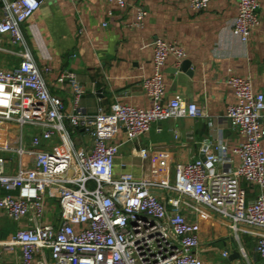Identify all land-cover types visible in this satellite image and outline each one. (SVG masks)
<instances>
[{"label":"built area","instance_id":"obj_1","mask_svg":"<svg viewBox=\"0 0 264 264\" xmlns=\"http://www.w3.org/2000/svg\"><path fill=\"white\" fill-rule=\"evenodd\" d=\"M0 1V35L9 34L21 46L20 63L0 67V209L31 224L0 241V251L20 248L21 264H204L196 255L201 225L188 218L190 211L218 214L238 238L242 232L257 236L256 250L264 259V90L256 92L250 77L228 78L236 102L224 120L245 137L233 150L238 166L219 141L215 149L203 147L205 160L177 164L174 174L166 158L152 163L149 179L116 174L121 145L115 140L122 127L136 141L155 123L205 116L195 102L166 98L165 66L173 57L180 68L185 48L176 40L153 42V73L142 78L151 107L115 101L109 112L89 115L80 108L86 90L76 72L65 69L56 80L71 95L69 108L50 91V67L39 65L26 47L23 26L42 0ZM109 1L127 5L126 0ZM185 1L195 11L211 3ZM259 8L260 0H238L233 32L244 43L260 25ZM147 16L140 8L133 25L142 27ZM69 127L89 135L92 147H77ZM56 136L59 145L52 147ZM138 155L148 158L150 151L141 149ZM242 179L258 189L252 202ZM49 195L59 202L57 225L43 222Z\"/></svg>","mask_w":264,"mask_h":264},{"label":"crops","instance_id":"obj_2","mask_svg":"<svg viewBox=\"0 0 264 264\" xmlns=\"http://www.w3.org/2000/svg\"><path fill=\"white\" fill-rule=\"evenodd\" d=\"M126 2L120 7L109 0H42L23 30L26 47L38 64L51 69V93L61 95L71 108L68 89L58 86L56 80L63 70L72 69L86 90L80 101L86 114L94 115L100 109L109 112L115 101L151 107L142 78L153 73V42L157 38L176 40L187 57L180 68L175 58L168 59L164 69L166 98L195 102L205 116L155 123L136 141H130L122 127L115 140L121 145L115 172L149 179L152 163L166 158L174 174L177 164L202 159L203 147L214 148L219 141L227 144L233 167L238 166L240 158L233 150L245 137L224 120L228 106L236 102L228 78L247 76L256 92L264 90V0H260V25L247 43L233 32L238 0H211L203 11L192 10L185 0ZM140 8L148 12L142 27L133 25ZM1 9L0 1V17ZM0 48L1 68L11 69L20 63L17 51L21 46L9 34L0 35ZM69 129L77 147H92V139L83 130ZM32 135L29 131L27 139ZM59 142L56 136L52 147ZM141 149L150 151L148 158L138 155ZM241 185L247 201L255 200L257 187L245 179ZM186 214L201 225L196 255L204 264H264L256 250L257 236L242 232L238 238L229 222L214 212ZM43 222H60L59 202L50 195ZM30 225L28 218L13 220L0 209V241ZM236 252L238 257L233 256ZM21 257L20 248L1 250L0 264H21ZM47 258L50 260L49 254Z\"/></svg>","mask_w":264,"mask_h":264},{"label":"water","instance_id":"obj_3","mask_svg":"<svg viewBox=\"0 0 264 264\" xmlns=\"http://www.w3.org/2000/svg\"><path fill=\"white\" fill-rule=\"evenodd\" d=\"M202 160H205V157H202ZM234 257H238L239 254L236 252L235 254H233Z\"/></svg>","mask_w":264,"mask_h":264}]
</instances>
